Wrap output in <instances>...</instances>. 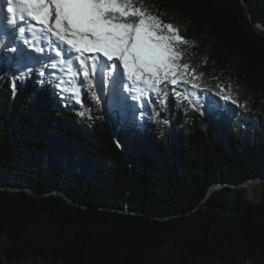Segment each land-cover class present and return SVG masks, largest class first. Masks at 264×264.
Instances as JSON below:
<instances>
[{"label": "trees", "instance_id": "trees-1", "mask_svg": "<svg viewBox=\"0 0 264 264\" xmlns=\"http://www.w3.org/2000/svg\"><path fill=\"white\" fill-rule=\"evenodd\" d=\"M244 1L144 0L196 42L182 48L200 85L187 91L220 112L184 99L169 131L145 121L136 141L86 87L83 106L63 99L59 70L40 78L38 64L15 85L17 52L1 53L0 188L76 205L0 190V264H264V34L247 19L264 27V0ZM251 179L257 202L236 187Z\"/></svg>", "mask_w": 264, "mask_h": 264}, {"label": "snow or ice", "instance_id": "snow-or-ice-1", "mask_svg": "<svg viewBox=\"0 0 264 264\" xmlns=\"http://www.w3.org/2000/svg\"><path fill=\"white\" fill-rule=\"evenodd\" d=\"M4 3L11 14V18L5 16L8 25L15 26L21 34L30 27L33 37L49 48L48 56L31 59L41 64V77L48 68L62 73L55 87L67 94L63 99L71 98L83 106L81 89L98 86L94 84L95 77L104 69L110 70L114 88L123 86L140 93L144 111L152 101L144 99L143 94H155L160 99L162 85H171L175 96L184 99L187 96L176 91L177 86L191 83L193 88H200L186 75L191 71L195 76L194 69L182 62L185 56L182 48L195 47L196 42L181 35L178 26L153 13L144 0H4ZM17 14L24 26L17 24ZM218 87L221 94L229 90L222 84ZM164 95L167 97L168 93ZM92 97L101 102L102 96L96 92ZM222 99L229 101L231 97L222 95ZM211 105L210 100L209 110ZM215 105L219 107V102Z\"/></svg>", "mask_w": 264, "mask_h": 264}, {"label": "rangeland", "instance_id": "rangeland-1", "mask_svg": "<svg viewBox=\"0 0 264 264\" xmlns=\"http://www.w3.org/2000/svg\"><path fill=\"white\" fill-rule=\"evenodd\" d=\"M3 38H0V56L1 53H6L7 51H13L14 48L10 47V46H3L2 42H3ZM11 45V44H10ZM10 49V50H9ZM36 56V55H34ZM18 63V61H17ZM22 64V63H21ZM32 62L29 63V65H31ZM38 64L33 65L32 67H21L20 65V71L18 73L17 76L14 77V84L16 85L17 83L20 82L21 77V73H26L28 72V69L30 68L31 71L32 69H34V67H36ZM23 65V64H22ZM24 66V65H23ZM42 78V77H40ZM82 79V77H81ZM101 79V83L103 86V90L108 88L109 83L107 80L103 79L102 76H100ZM96 81L94 80V84ZM87 88V87H86ZM96 87H93L91 89H88V93H89V97L92 101V103L96 106V110H99L100 112V119L105 121V123L114 131V134H117L118 132H120L121 127H123L122 131L124 134L128 135V137L134 141H136L137 139V133L139 131H141L143 129V123L145 121L147 122H151L152 124L156 125L158 123H162L167 125V129L169 131L170 127L169 125V119H170V112L173 108L176 107V105L180 104L184 98L183 97H176L175 93L172 91V86L168 85L167 87L165 86H161V92H160V99H157L155 94H151V96H145L144 99H149L152 101L149 106L147 111H144L142 105L143 103L139 102L138 97H136L135 99L137 101H135V106L133 108V110H129L131 111V115H129V117L126 118V114L127 113H118L115 114V112H112L113 115H115L114 117L110 118L109 113L107 112V108L105 105V101H104V97L103 99H101L100 103H97L96 99L92 97V93L96 92L98 94V92L96 91ZM125 89V87H124ZM193 89L192 86L190 85H180L177 86L176 91L182 92L185 94V96H187V100L191 105V107L197 111V112H201V114H206L208 118H215L216 119V113L220 112V109L218 107H216L215 103L212 102L211 105V110H209V102H205L204 100L201 99V97L193 92H188L187 90H191ZM124 92V91H123ZM167 92L168 96L165 97L164 93ZM61 95H64L65 93L60 92ZM100 95V93L98 94ZM102 96V94H101ZM104 96V95H103ZM170 97V99H169ZM122 98V96H121ZM161 100H163V102H161ZM103 101V102H102ZM130 105V104H129ZM133 112H135V119H136V123L135 125L133 124ZM141 112H144L143 115H141ZM215 112V113H214ZM150 113V115H149ZM240 121L242 122L243 119H240ZM114 128V129H113ZM205 129V126H200V129ZM248 135L253 133V130L250 128L249 131L247 132ZM220 187L216 186L213 189L216 191L217 189H219ZM243 191L245 192V197L248 200L251 201H255L257 202L259 200V196L258 194L260 193V189L258 187H256L255 184H250L247 185L246 188L243 189Z\"/></svg>", "mask_w": 264, "mask_h": 264}, {"label": "bare ground", "instance_id": "bare-ground-1", "mask_svg": "<svg viewBox=\"0 0 264 264\" xmlns=\"http://www.w3.org/2000/svg\"><path fill=\"white\" fill-rule=\"evenodd\" d=\"M5 13V12H4ZM7 14V13H6ZM3 15V14H0ZM3 17L0 19V38H3V46H10L13 47L16 43H20V41H18L19 36H17L16 34V30H11L6 28L3 25ZM29 28V27H27ZM25 35H23L24 37ZM11 44V45H10ZM22 48H23V53H22V57H21V66L23 67H32L35 63L32 62L31 58H36L34 55L38 52L39 49H35L36 51L31 52V50L26 47L24 44H22ZM47 53H50V50L48 48ZM32 62L31 65H29V63ZM111 73L109 69H104L102 73L98 74L95 77V83L97 86L96 91L98 92V94L100 93V95L102 94V99L104 97V101H105V105L107 108V112L109 113L110 118L114 117L115 115L112 114V112H115V114L118 113H127L126 114V118L129 117L128 114L131 115V111L129 110H133L134 108V104L135 101H137L135 98L136 96V92L134 90H130L128 88L123 86H119L114 88L111 81ZM100 76L103 77V79L107 80L109 83L108 88L104 89L103 92L100 91V88H103L102 83H101V79ZM127 83L126 78H125V84ZM124 91V92H123ZM104 95V96H103ZM122 96V98H121ZM103 102V101H102ZM130 104V105H129ZM134 105V106H133Z\"/></svg>", "mask_w": 264, "mask_h": 264}, {"label": "water", "instance_id": "water-1", "mask_svg": "<svg viewBox=\"0 0 264 264\" xmlns=\"http://www.w3.org/2000/svg\"><path fill=\"white\" fill-rule=\"evenodd\" d=\"M241 4L243 5H246V2L244 0H240ZM247 19H248V23L251 25V27H253L254 29H256L257 31H259L261 34H264V27L263 26H260V25H257V24H254L252 23V20L250 18V15L249 13H247ZM263 181V179H251V180H248L246 181L244 184H239L237 185L236 187L243 190L244 188H246L247 185H250V184H259ZM1 191H8V192H12L13 194L14 193H17L19 191H23L25 192L28 196L30 197H44V196H48V195H55V196H62L66 201L67 203H69V205H76L75 203H73V201L69 200V198L64 194V193H61V192H55V191H51V192H48V193H45V194H36L34 193L33 191H31L30 189H27V188H15V189H12L10 187H3V188H0ZM210 193H208L207 196H209ZM135 214V213H134Z\"/></svg>", "mask_w": 264, "mask_h": 264}]
</instances>
